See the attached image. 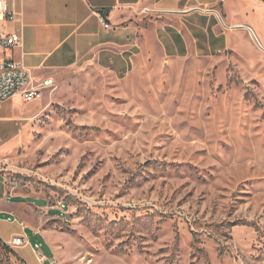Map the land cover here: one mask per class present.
<instances>
[{
	"label": "rangeland",
	"instance_id": "obj_1",
	"mask_svg": "<svg viewBox=\"0 0 264 264\" xmlns=\"http://www.w3.org/2000/svg\"><path fill=\"white\" fill-rule=\"evenodd\" d=\"M228 36L81 60L40 99L0 101V177L28 198L9 223L49 234L53 264H264V51Z\"/></svg>",
	"mask_w": 264,
	"mask_h": 264
},
{
	"label": "crops",
	"instance_id": "obj_2",
	"mask_svg": "<svg viewBox=\"0 0 264 264\" xmlns=\"http://www.w3.org/2000/svg\"><path fill=\"white\" fill-rule=\"evenodd\" d=\"M8 6L15 18L0 21V31L21 36L22 42L9 55L29 71L32 85L47 79L56 83L64 70L81 60L117 67L132 64L150 46L166 45L171 54L187 55L191 46L204 44L211 49L219 41L226 46L228 34L238 31L253 33L264 51V0H8ZM102 12L110 28L102 24ZM14 98L25 101L22 96ZM1 180L0 241L26 238L23 245L10 246L12 264H28L19 253L28 245L33 264H53L54 242L49 234L26 219L9 223L12 214L26 213L21 205L28 198H11ZM8 224L18 230L7 236L3 226Z\"/></svg>",
	"mask_w": 264,
	"mask_h": 264
},
{
	"label": "built area",
	"instance_id": "obj_3",
	"mask_svg": "<svg viewBox=\"0 0 264 264\" xmlns=\"http://www.w3.org/2000/svg\"><path fill=\"white\" fill-rule=\"evenodd\" d=\"M14 18L15 14L9 10L8 0H0V21L13 20ZM100 20L105 28L111 27L105 12H102ZM21 42L22 39L19 34L0 31V101L15 96H22L28 102L34 101L40 99L46 89L55 85L53 79L32 85L29 71L9 55V52H12ZM25 242L26 238L20 236L6 244L8 246H20Z\"/></svg>",
	"mask_w": 264,
	"mask_h": 264
},
{
	"label": "trees",
	"instance_id": "obj_4",
	"mask_svg": "<svg viewBox=\"0 0 264 264\" xmlns=\"http://www.w3.org/2000/svg\"><path fill=\"white\" fill-rule=\"evenodd\" d=\"M20 200H23V199H20ZM53 212L54 213L55 212L57 213L58 211L57 210H54ZM1 243H2V245H3L4 248H6L7 250H9L10 253H14L13 249L10 246H8L6 243H4L2 241H1Z\"/></svg>",
	"mask_w": 264,
	"mask_h": 264
}]
</instances>
